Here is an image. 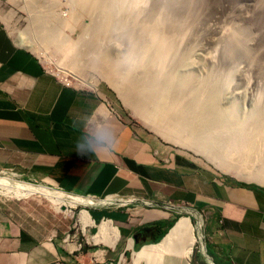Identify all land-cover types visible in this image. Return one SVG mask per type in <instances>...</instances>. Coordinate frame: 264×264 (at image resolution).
I'll list each match as a JSON object with an SVG mask.
<instances>
[{
	"label": "crops",
	"instance_id": "crops-1",
	"mask_svg": "<svg viewBox=\"0 0 264 264\" xmlns=\"http://www.w3.org/2000/svg\"><path fill=\"white\" fill-rule=\"evenodd\" d=\"M3 170L77 203L23 219L0 200V264H133L169 232L157 223L182 215L203 223L200 251L160 264H264L263 186L164 156L108 96L61 82L0 24Z\"/></svg>",
	"mask_w": 264,
	"mask_h": 264
},
{
	"label": "rangeland",
	"instance_id": "rangeland-1",
	"mask_svg": "<svg viewBox=\"0 0 264 264\" xmlns=\"http://www.w3.org/2000/svg\"><path fill=\"white\" fill-rule=\"evenodd\" d=\"M35 1L37 3L35 6L41 11L42 15L44 12L45 14H53L56 17L55 19L66 21L72 15L73 17L76 16L75 12L77 15H82L80 21L75 20L72 24L62 25L58 29L60 32L62 31L60 33L62 38L71 44L76 42L73 45L76 48L79 47L78 50H82L79 46L80 40L83 43L84 39L88 41V35L93 36L98 33L95 26L88 24V21L85 20L86 17L90 13L89 17L93 15L95 21H97L99 10L112 0ZM124 1L125 4H128L126 5L130 14L128 19L132 18V20L127 19L129 30L124 35H117V41L115 40L112 43L105 44V41L99 40L96 45L98 51L104 52L107 50L113 54L121 52L120 54L125 60H128V55H132L135 51V56L140 59L137 63L141 66L139 67L141 74L137 70L133 77L137 79L139 76H144L145 69L143 70V67L146 69L150 67V65H141L142 61L146 60L144 59L146 58V53L143 52L140 45V39L143 36L140 33L144 34V31L146 32L144 26L146 18L151 26L152 32L150 35L152 34V37L158 42L156 48L163 54L162 58L157 60V66L160 63L158 67L161 69L162 78L164 79L160 82L162 83L161 85H170V94L180 90L186 96L189 93L190 98H194L201 93L208 98L212 94V99H214L220 110H225L224 112H226L227 109L225 108L232 106L234 110L232 109L233 111H231V118L234 120L239 118L245 121L244 123L247 124L250 131V122L254 118V114L258 111L264 114V0H172L171 2L169 0H138L134 3H131L132 0ZM32 2L34 3V0H0V24L10 35L11 39L18 46L30 51L46 71L52 73L61 82L71 87L86 92H93L106 98L108 96L120 112L142 131L144 136L153 140L159 150L162 149L164 156L165 152H168L178 157L186 158L195 166L207 169L215 175L231 180L234 183H255L244 182L230 174H224L216 169L209 159L206 160L203 156L196 153L194 149L176 144L151 129L142 120L140 116L141 110L129 101L131 99L126 100V97H123L124 92L120 94L121 91L117 86L108 83L103 73L108 68V65L96 63L86 66L82 63L85 61L81 57L75 58L76 61L70 63L69 58L62 56L61 49L57 45L48 44L45 41L41 43L38 33L33 31L32 18L33 15L35 17L36 13L31 6ZM41 14L37 15L41 17ZM170 15L171 18L169 19ZM170 24H172L176 32L180 31V35L173 40L171 46H166L172 42L169 41L171 38V34H169ZM83 27H86L88 31H85ZM49 28L53 29L51 25H49ZM79 34L80 36L82 35V38H79ZM163 34L168 36H162ZM24 36L28 38H24ZM168 37L169 39H167ZM30 38L34 40L32 43H28ZM122 40L124 41L122 42ZM28 45L35 47L30 48ZM166 47L168 48L165 49ZM65 71L77 75L86 83H94V87L83 84L81 80L70 75V73L64 75ZM163 83L165 84L163 85ZM129 98H131L130 95ZM145 106L147 110L150 108V104ZM158 121L160 123L159 119ZM173 123L168 124V127L173 129ZM160 124L164 125L165 123L161 122ZM180 133L184 135L182 140L185 141V135L188 132L183 131ZM221 138H225V136H221ZM226 138L224 140L226 142H223L222 145L220 143L218 146L216 143L213 145V148H215L213 149L214 152L216 151L217 153H215L219 155L217 157L213 153L216 158L227 162L232 160L230 162L242 168V174H264V146L252 148L246 144V137L242 141L233 135ZM210 139L212 140V138ZM218 148H220L219 151ZM220 156H223L224 159H220ZM0 178H3L8 184H12L14 181L32 184L18 177L14 171H0ZM260 186L264 187V185ZM41 187L43 186L38 185L34 188ZM64 198L73 200L67 196H64ZM0 200L4 201V204H11L13 208L20 210L23 219H29L31 215L42 216L45 210L56 212V214L61 211V207L56 209L49 200L38 193L32 196L29 193H8L0 189ZM76 209H80V207H76ZM65 210H68L67 206H65ZM180 217L187 216H177L175 221ZM189 220L192 228L194 227V235L196 237L192 254L193 251L198 254L202 240H198L195 229L197 227L200 230L199 227H202L203 223L200 219L195 222L192 219ZM192 254L190 257H192ZM135 255L136 253L134 254L133 264L136 263ZM167 256L172 257L169 254H164L161 257V262ZM188 258L178 260L187 262ZM143 262L138 264H144L145 262ZM118 264H130V261L124 259V261H119Z\"/></svg>",
	"mask_w": 264,
	"mask_h": 264
},
{
	"label": "bare ground",
	"instance_id": "bare-ground-1",
	"mask_svg": "<svg viewBox=\"0 0 264 264\" xmlns=\"http://www.w3.org/2000/svg\"><path fill=\"white\" fill-rule=\"evenodd\" d=\"M136 1L138 0H132L131 3H134ZM171 1L172 0H169V2ZM35 5H37V3L34 0V3L32 2L31 5L34 9V12L36 13L35 17L32 14V23L34 24L33 31H36L38 33L41 43L45 41L48 42V44L53 43L57 45L58 48L61 49V53L63 54L62 56L69 58V60L71 61L70 63L75 62V58L81 57V59L85 61L82 63H84L86 66L96 63L108 65V68L103 71L104 77L107 78L108 83L117 86L121 91L120 94L124 92L123 97H126V100L131 99L129 101H131L132 104H134L138 109L141 110L140 116L142 117V120L147 125H149L151 129L155 130L166 139L171 140L176 144L194 149L196 153L203 156L206 160L209 159L213 163V166L224 174H230L234 178L240 179L244 182H255L258 185H264V174L251 173L249 175H245V173H243V175L241 173L242 168L240 166H238L237 164L235 165L233 162H230L232 160L228 162L219 160L215 157V154L217 152L215 151V153L213 150L215 149L213 148V145L215 143L217 146L219 143L220 145H222L223 142H226L224 141L225 138H229L231 135L235 136L241 141L244 137H246V144H248L252 148H261V146L263 147V112L260 113V111L257 110L260 114L258 112L254 114L255 116L250 122L251 125L248 123L251 126V129L249 131L247 124L244 123L245 121H242L239 118L238 120H234L231 118V111L234 110L233 107L229 106L228 108H225L227 109L226 112H224L225 110H220L216 105L214 99H212V94L208 98L207 96L205 97V95L203 96V93L196 95L194 98H190V95H188L189 93L186 96L184 93H181L180 90H176L175 92L170 94L171 86L168 84L164 85L165 83H163L164 86H162V83H160L164 79L162 78V71L158 67L160 63L157 66V60L161 59L163 54L160 53L161 51L159 52L156 48L158 46V42L152 37V34L150 35V33L152 32L151 26L146 18L144 20L146 32L144 31V34L140 33L141 36L143 35L140 39V45L143 52L146 53V58H144L146 60L142 61L141 65H150V67H147L148 69L143 67V70L145 69V73L143 72L145 74L144 76H139L137 79L133 77V74L137 70L140 71L139 67H141L140 64L137 63L140 59L138 58V56H135V51L132 53V55H128V60H125V58L122 57V54H120L121 52L118 54L115 52V54H113L112 52L107 50L104 52L98 51V47L96 45L99 40H102V42L105 41V44L112 43L115 40L117 41V35H124V33L129 30L127 19L129 18L130 14L128 7L126 6L128 4H125L124 0H112L111 2H107L106 5L99 10V14L96 11V13L98 14L97 21H95V18L92 14V16L90 17V13L88 14V17H86L85 20L88 21L89 25L95 26V29L97 28L98 33L93 36L88 35V41H85L84 39L83 43L80 40V43L78 42L80 48L82 49H79L80 51L78 50L79 47L76 48L73 45L74 43L76 44V42H73V44L67 42L64 38H62L60 34L62 31L60 32L58 29L62 25L66 26L72 24L75 20L80 21V19H82V15H77L75 12L76 16L73 17L72 15V17H70L68 20L62 21L59 19H55L56 17H54L53 14H45L44 12V14L42 15L41 11L38 10ZM37 14H41V17H39ZM168 18L170 19L171 15ZM128 20H132V18ZM49 25H51L53 29L49 28ZM160 25L163 26L164 22L163 25L161 23ZM83 28L85 31L87 30L86 27ZM153 30L155 31V29ZM169 30L171 38L169 39L168 37L167 39L172 42L171 44H168L166 46H171L173 44V40L178 37V35H180V31L176 32L172 24H170ZM166 35L163 34L162 36L166 37ZM25 37L26 36H24V38ZM79 38H82V35ZM20 39L22 40V38ZM28 40H30L28 41V43H32V41H34L32 38ZM123 41L124 40H122V42ZM31 47L35 46L31 45ZM167 48L168 47H166L165 49ZM66 73H70V75L81 80L83 84L94 87V83H86L83 79H80L77 75L71 72L65 71L64 75ZM172 78L174 79V77ZM129 95L131 98H129ZM146 104H150V108L148 110L145 108ZM157 118L160 120V123L164 122L165 124H160ZM170 123H173V129L168 127V124ZM183 131L188 132L185 135V141L182 140V136L184 135L180 133ZM221 136H225V138H221ZM210 138H212V140ZM219 149L220 148H218V151ZM216 156L218 157L219 155L216 154ZM219 158L224 159L223 156H220ZM0 189L8 193H29L32 196L38 193L43 198L49 200V202L56 209L62 206H74L77 203V201L65 199L64 196L54 190L48 189L47 187L34 188L28 183L16 181H14L12 184H8L3 178H0ZM193 228L188 217H180L161 242H159L158 244L145 246L141 249L140 252L136 253V263L140 260H143L145 264H160L161 257L164 254H169L177 259H187L188 256L191 255L192 249L196 243V237L194 235Z\"/></svg>",
	"mask_w": 264,
	"mask_h": 264
},
{
	"label": "trees",
	"instance_id": "trees-1",
	"mask_svg": "<svg viewBox=\"0 0 264 264\" xmlns=\"http://www.w3.org/2000/svg\"><path fill=\"white\" fill-rule=\"evenodd\" d=\"M239 185H244L243 183H238ZM175 222V220H173V221H171V222H163V223H157V226H159V225H163L164 227H167V228H165V230L166 229H168V228H170L172 225H173V223ZM145 230H143L142 228H140V229H138V234H140V235H142V236H144L145 235ZM160 238H158L155 242H147L148 244L149 243H157L158 242V240H159Z\"/></svg>",
	"mask_w": 264,
	"mask_h": 264
},
{
	"label": "water",
	"instance_id": "water-1",
	"mask_svg": "<svg viewBox=\"0 0 264 264\" xmlns=\"http://www.w3.org/2000/svg\"><path fill=\"white\" fill-rule=\"evenodd\" d=\"M28 184H29V183H28ZM30 185H32L33 187H36V185H33V184H30ZM59 194H61L62 196L71 197L70 195L65 194V193H59ZM80 201H81V203H86L85 200H80ZM61 210H64V207H62ZM173 226H174V225H173ZM173 226H172V227H173ZM172 227H171V228H172ZM171 228H170V229H171ZM170 229H169V230H170ZM135 239H136V237L134 236L133 240H135Z\"/></svg>",
	"mask_w": 264,
	"mask_h": 264
},
{
	"label": "clouds",
	"instance_id": "clouds-1",
	"mask_svg": "<svg viewBox=\"0 0 264 264\" xmlns=\"http://www.w3.org/2000/svg\"><path fill=\"white\" fill-rule=\"evenodd\" d=\"M66 85H67V84H66ZM254 184H256V183H254ZM188 218H189V217H188ZM178 219H179V218H178ZM178 219H177V220H178ZM177 220H176V221H177ZM176 221H175V222H176ZM175 222L173 223V225L175 224ZM173 225H172V226H173ZM172 226H171V227H172ZM118 263H119V262H117V264H118Z\"/></svg>",
	"mask_w": 264,
	"mask_h": 264
}]
</instances>
